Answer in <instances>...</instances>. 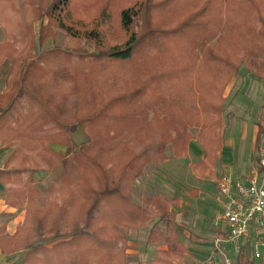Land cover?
<instances>
[{"label": "trees", "instance_id": "1", "mask_svg": "<svg viewBox=\"0 0 264 264\" xmlns=\"http://www.w3.org/2000/svg\"><path fill=\"white\" fill-rule=\"evenodd\" d=\"M4 1L0 64L9 60L11 69L0 102H11L0 104V139L16 151L3 182L18 186L6 202L25 206L26 219L15 235L0 232L1 250L24 251L25 264H129L128 232L160 217L167 232L153 229L149 243L169 250L150 264H174L186 253L170 214L179 202L151 197L137 206L131 182L149 161H167L169 145L187 157L192 127L201 128L205 152L194 169L213 173L227 86L243 65L264 81V0H22L27 28L19 5L18 18L6 19ZM45 18L39 44L60 30L67 48L33 57L34 23ZM79 127L90 144L72 158L48 148L73 153ZM258 128L260 153L264 117ZM59 163L63 178L40 192L34 174Z\"/></svg>", "mask_w": 264, "mask_h": 264}, {"label": "crops", "instance_id": "2", "mask_svg": "<svg viewBox=\"0 0 264 264\" xmlns=\"http://www.w3.org/2000/svg\"><path fill=\"white\" fill-rule=\"evenodd\" d=\"M224 115V114H223ZM263 118V117H262ZM261 119V118H260ZM254 120V128L251 134L250 143L245 140V124L241 130L237 131L232 144L228 145L224 141L225 124L222 130V145L219 149L214 169L211 173L196 172L194 166L200 168L201 162L205 159V152L197 142L192 140L188 147L187 157L174 161L168 159L163 166L173 167L172 172L161 177L157 176V182L161 185L162 191L168 200L178 201L170 209V214L174 216V232L179 237V242L186 249V253L181 259H175L174 264H215L212 259V242L216 235L224 232V227L217 224L216 218L221 210L217 202V180L223 176H231L234 180L246 182L253 167V160L256 155L258 123ZM224 120V119H223ZM224 122V121H223ZM73 137H84L85 133L79 135L80 129ZM82 131V130H81ZM244 132L242 137L241 133ZM50 148L61 154L67 153V147L50 145ZM8 145L0 139V232L10 236L15 235L17 230L24 224L26 219V208H15L6 202L10 189L16 190L18 186L4 181L7 178L3 175L8 159L13 153ZM171 152V151H170ZM58 165L53 171L60 168ZM180 166L184 168L181 169ZM45 171L34 174L35 185L39 184V179L45 176ZM50 173V172H47ZM151 183L146 180V187ZM143 181L138 184L143 188ZM148 190V188H146ZM150 197H133V201L138 206H143L144 201ZM139 202H138V201ZM162 233L167 232V222L160 221V217H154L147 226H140L139 229L129 232V250H127L129 264H150L154 261L159 252L169 250L167 242L149 243L152 230ZM222 235V234H221ZM25 252L18 251L14 254H6L0 248V264H25ZM240 264H261L252 259L251 252Z\"/></svg>", "mask_w": 264, "mask_h": 264}, {"label": "rangeland", "instance_id": "3", "mask_svg": "<svg viewBox=\"0 0 264 264\" xmlns=\"http://www.w3.org/2000/svg\"><path fill=\"white\" fill-rule=\"evenodd\" d=\"M57 0H51V4H54ZM5 2L4 0H0V6L1 4ZM7 3H5L6 7L4 9L5 11V17L6 19H10L9 17L10 12H13V20H15L17 17V8L18 5L20 6V18L22 17L23 23L25 28H27V24L29 22V18H27V14L25 12V8L22 6L24 3H22V0H6ZM39 5L36 7L38 11ZM23 9V11H21ZM41 9V7H40ZM1 13V11H0ZM81 13V12H79ZM27 18V19H26ZM21 20V22H22ZM28 20V21H27ZM1 22V21H0ZM22 23V25H23ZM48 24V19L45 18L41 21H38V23H34V33L36 35V50L33 51L32 56L35 57V55H40L41 53L52 51V50H66V39L65 34L62 33L60 30H55V35L47 40L46 44L41 46L39 44L38 38L40 35V30L42 27L46 26ZM5 39V33L3 26L0 25V43H2ZM215 40H218L216 38ZM215 42V41H214ZM213 42V43H214ZM85 48L86 53L93 54L95 53L94 45L84 42L82 43ZM211 44V43H209ZM73 45V44H70ZM72 49V47H71ZM70 49V50H71ZM73 52V51H72ZM11 69V61L7 60L4 63L0 64V96L3 95L6 90L8 89V78H9V72ZM16 95V93H15ZM224 97L226 99L225 102V111L223 118V124H225V132H224V141L228 145L232 144V141L235 139L237 131L241 130L242 124H245V140L246 143H250L251 134L253 132L254 128V120H258L261 117H264V81L257 80L252 72H249L245 65L241 66L240 72L238 75L229 83L227 86ZM11 102V101H10ZM9 102V98L3 99L0 104H2L3 107H5ZM1 110V108H0ZM1 112V111H0ZM155 113L151 112L150 115L154 116ZM159 117H162L159 115ZM150 118V117H149ZM80 129L79 135H81L83 132L85 133L84 137H73V153L69 154L68 149L67 153L62 156H66L68 158H72V156L75 153H78L87 145L90 144V139L88 138L86 132L81 128H77V130ZM75 131L73 135H75L78 131ZM82 130V131H81ZM83 133V134H84ZM189 133L191 135L190 142L194 139H199V136L201 134V128L192 127L189 129ZM242 137L244 135V132L241 133ZM6 144V143H5ZM8 145V144H6ZM50 143L48 146L49 149ZM57 145V144H53ZM11 149H13V153L16 151L15 144H9L8 145ZM60 146V145H59ZM66 147V146H64ZM149 149V148H148ZM155 148H153L154 150ZM150 150V149H149ZM151 151V150H150ZM171 151V152H170ZM12 153V154H13ZM57 153V152H56ZM11 154V156H12ZM164 156L167 157V159H173L174 161H177V156L175 155L173 151V146L169 145L166 149V153H164ZM257 158H259V153L257 152L254 160H253V167L251 171L257 167ZM179 159V158H177ZM122 160V159H121ZM124 160V158H123ZM121 161L122 164L124 161ZM119 163V164H120ZM58 165H61L60 168L56 171H45V176L39 179V184L36 186V188L42 192L47 193L49 192L56 183L61 180L64 176V170L62 168V164L59 163ZM57 165V166H58ZM181 169H183V166H180ZM55 169V168H54ZM53 169V170H54ZM173 170V167L169 166L165 167L163 164H156L155 160H151L148 162V164L145 165L143 168V171L140 175V177L134 179L131 182V186L129 188V192L131 193L132 197H168L166 193L162 191L161 185L159 182H157V176L161 177L163 174L166 175L167 172L171 173ZM43 171V170H41ZM40 172V171H38ZM50 172V173H47ZM251 174V173H250ZM146 180H150L151 183L148 184L146 187L145 183ZM143 181V188L138 186ZM148 188V190H146ZM138 201V200H137ZM146 201V200H145ZM144 201V202H145ZM134 202V201H133ZM139 202V201H138ZM135 203V202H134ZM136 204V203H135ZM137 205V204H136ZM138 206V205H137ZM142 207V206H140ZM136 230V229H132ZM131 231V230H130ZM129 231V232H130ZM129 232L127 234V238L129 235ZM129 243V238H128ZM126 245V250H129V245Z\"/></svg>", "mask_w": 264, "mask_h": 264}, {"label": "built area", "instance_id": "4", "mask_svg": "<svg viewBox=\"0 0 264 264\" xmlns=\"http://www.w3.org/2000/svg\"><path fill=\"white\" fill-rule=\"evenodd\" d=\"M221 210L216 218L224 232L212 242L215 264H240L251 252L264 264V146L259 163L244 183L223 175L216 183Z\"/></svg>", "mask_w": 264, "mask_h": 264}]
</instances>
